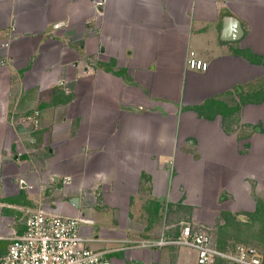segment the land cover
I'll return each mask as SVG.
<instances>
[{
	"label": "crops",
	"instance_id": "obj_1",
	"mask_svg": "<svg viewBox=\"0 0 264 264\" xmlns=\"http://www.w3.org/2000/svg\"><path fill=\"white\" fill-rule=\"evenodd\" d=\"M97 1L0 0V257L44 209L112 264L185 263L138 246L166 205L264 203V0Z\"/></svg>",
	"mask_w": 264,
	"mask_h": 264
},
{
	"label": "built area",
	"instance_id": "obj_2",
	"mask_svg": "<svg viewBox=\"0 0 264 264\" xmlns=\"http://www.w3.org/2000/svg\"><path fill=\"white\" fill-rule=\"evenodd\" d=\"M97 4L100 1L93 0ZM190 70L206 71L207 63L189 54ZM81 219L66 217L52 211L38 209L24 219V231L8 238L0 264H112L106 252L91 249L80 233ZM139 247L157 250L165 247H186L196 251L197 264H213L220 259L228 264H264L262 256L253 248L238 247L226 253L217 249L207 233L194 232L182 226L177 237L161 234L156 239L142 240Z\"/></svg>",
	"mask_w": 264,
	"mask_h": 264
},
{
	"label": "rangeland",
	"instance_id": "obj_3",
	"mask_svg": "<svg viewBox=\"0 0 264 264\" xmlns=\"http://www.w3.org/2000/svg\"><path fill=\"white\" fill-rule=\"evenodd\" d=\"M216 199L217 198L213 196H210L208 198L200 197L196 200V202L199 200L200 206H196L195 204L190 205L186 203V205H183V209L176 210L175 212L170 210L171 208H168V205H166V207H164L163 209V214L161 215L160 219L163 226L161 228V231L166 232L175 228H177V230L179 231L182 226H190L194 232L207 233L212 238V241H214L216 244L219 245L220 243H223L226 246L225 248L230 247L232 245L231 239L233 237H236L238 231L233 226L227 228L226 225H224L225 218L223 217V213H229L233 218H236L237 214L223 209V207L219 206V204L216 205L218 203ZM181 203H183V200ZM226 207H228V205ZM243 220H245L246 222L243 223V229L240 231V235L241 239L244 240V242H240L237 244L254 247L258 251H260L261 254H263L262 241L260 240V237L257 235V237H252L249 235L250 232L253 233L259 229V223L252 224L250 222V219H247V217H244ZM168 221L172 222V229L169 230L166 226V223H168ZM222 226H224V229H220V227L222 228ZM172 247L174 248V250L177 248H182L183 253L189 256L186 259L185 263L181 264H197V254L194 249L186 247ZM221 262V264H227L226 262ZM213 264H216V262H213Z\"/></svg>",
	"mask_w": 264,
	"mask_h": 264
},
{
	"label": "trees",
	"instance_id": "obj_4",
	"mask_svg": "<svg viewBox=\"0 0 264 264\" xmlns=\"http://www.w3.org/2000/svg\"><path fill=\"white\" fill-rule=\"evenodd\" d=\"M264 63V61H263ZM118 76H123L124 78H126V75L124 72L122 71H116L115 73ZM256 210L253 214H245L247 216V219H250L252 224L255 223H259V229L256 230L255 232L251 233L250 232V236L252 237H260V240L262 241V250H263V254H261V252L259 251L260 255L262 256V261L264 263V203L258 201L256 203ZM224 214V218H225V223L224 225H226L227 228L233 226L234 228H236V230L238 231V234L236 235V237H233L232 240V245L228 248H225L226 246L223 243H220L219 245L216 244L214 241L213 244L214 246L219 249L222 252H226V253H232L235 252L236 249L238 247H251V246H247V245H243V244H237L240 242H244V240L241 239V235H240V231L243 229V223L242 221L233 218L229 213H223ZM225 227V228H226ZM220 229H224V226H222V228L220 227ZM180 233V229L179 231L177 230V228L173 229L172 231H166V237H177ZM257 235V236H256ZM226 238V237H225ZM227 239V238H226ZM228 240V239H227ZM241 240V241H239ZM239 241V242H238ZM169 248H173V247H169ZM254 248V247H253ZM223 260L217 259L215 260L216 264H221ZM225 262V261H223ZM227 263V262H226ZM228 264V263H227Z\"/></svg>",
	"mask_w": 264,
	"mask_h": 264
},
{
	"label": "water",
	"instance_id": "obj_5",
	"mask_svg": "<svg viewBox=\"0 0 264 264\" xmlns=\"http://www.w3.org/2000/svg\"><path fill=\"white\" fill-rule=\"evenodd\" d=\"M99 9H101V8H99ZM237 32V31H236ZM71 203L75 206V207H79L78 205H79V198H72L71 199Z\"/></svg>",
	"mask_w": 264,
	"mask_h": 264
}]
</instances>
